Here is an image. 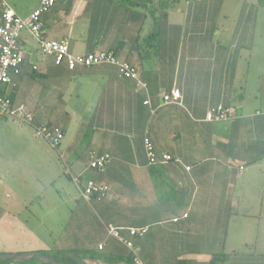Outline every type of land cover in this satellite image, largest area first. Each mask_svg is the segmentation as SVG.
Masks as SVG:
<instances>
[{
  "label": "crops",
  "instance_id": "1",
  "mask_svg": "<svg viewBox=\"0 0 264 264\" xmlns=\"http://www.w3.org/2000/svg\"><path fill=\"white\" fill-rule=\"evenodd\" d=\"M5 1L22 18L41 2ZM42 24L73 55L112 53L138 79L112 65L70 71L24 35L12 98L35 126L59 128L64 140L53 149L11 120L10 168L40 170L32 201L67 221L62 243H47L0 207V254L64 249L83 264H134L108 235L114 225L144 264H264V0H57ZM175 90L181 103L166 104ZM218 106L235 117L208 122ZM146 138L159 158L173 160L150 165ZM106 154L102 172L89 169ZM2 175L0 190L8 187ZM89 181L108 187L106 196L85 201ZM140 228L148 229L142 237L128 232Z\"/></svg>",
  "mask_w": 264,
  "mask_h": 264
},
{
  "label": "built area",
  "instance_id": "2",
  "mask_svg": "<svg viewBox=\"0 0 264 264\" xmlns=\"http://www.w3.org/2000/svg\"><path fill=\"white\" fill-rule=\"evenodd\" d=\"M56 2L57 0H41L38 9L28 17L22 18L14 12L5 0H1L2 25L0 26V117L14 120L21 126L33 127L35 136L49 143L53 149H58L61 146L64 140V132L59 128L50 129L45 125L35 126L34 115L24 105L15 104L12 99V91L15 88L13 77L21 73L22 66L25 63V54L21 47L24 35H28L37 43L44 56L52 58L56 65L65 64L70 71H75L78 68L112 65L118 69L121 77L138 79L136 69L126 62H121L112 53L77 56L70 52L68 43L49 40L46 31L43 29L42 16L47 14ZM163 100L166 104H180V91L175 90L170 95H164ZM234 117L233 110L218 106L209 111L206 120L208 122H221L229 121ZM144 146L150 165L168 163L173 160L167 154L159 158L149 138L145 139ZM110 162L111 157L107 154L93 157L89 169L102 172ZM72 180L77 187L81 185L80 177H74ZM80 191L82 198L90 202L95 196L104 198L108 192V187L89 181L86 187ZM106 231L110 237L123 243L133 253L134 264H144L138 257L139 249L132 242L126 241L122 237V229L114 225H108ZM128 232L133 237H142L148 232V229H128ZM102 249L103 246H99V250Z\"/></svg>",
  "mask_w": 264,
  "mask_h": 264
},
{
  "label": "rangeland",
  "instance_id": "3",
  "mask_svg": "<svg viewBox=\"0 0 264 264\" xmlns=\"http://www.w3.org/2000/svg\"><path fill=\"white\" fill-rule=\"evenodd\" d=\"M11 135L12 121L5 118H0V173L2 175L4 170L5 172L9 171L8 173H10L8 177L2 175L1 178L7 181L8 185V187L2 188L3 190H0V207H2L4 210L3 214H7L11 217L12 214L20 215L21 217H19V219L23 222H28V228H30L32 231H35L37 235L43 238L44 241L50 243L53 240L54 243L60 244L62 243L60 239L64 237L62 222L65 220L66 223L67 220L63 218L60 219L58 217H51L48 215V211L46 210L48 208L46 206V211L40 212L38 205L41 204V201L37 202L35 199L32 201V197H34L35 194L34 188H32L31 184L36 182V179H39L41 176L40 170L33 169L32 175L25 174L21 168H17V170L12 172V168H10L12 161L10 158H12L11 156L13 155L12 149L9 146L12 145L13 142ZM13 177L15 180H13ZM51 178H54V175L51 174ZM86 180L87 179H83V182ZM83 187H85V183L82 185V188ZM44 189L45 191H42V195H46V193L51 195L50 187L49 189L44 187ZM40 195L41 194L38 196ZM32 202L33 204L28 212L22 215L20 213H24V209H22V207L24 206L25 208V206H30V203ZM46 204L47 203H44V205ZM31 211H33V215H31ZM68 253L69 252H66L64 249H60V251L50 253V255L62 264H83V261L79 255L80 253ZM50 255L48 254V256Z\"/></svg>",
  "mask_w": 264,
  "mask_h": 264
},
{
  "label": "water",
  "instance_id": "4",
  "mask_svg": "<svg viewBox=\"0 0 264 264\" xmlns=\"http://www.w3.org/2000/svg\"><path fill=\"white\" fill-rule=\"evenodd\" d=\"M0 261L10 264H30L34 261L41 264H62L54 257L41 253L0 254Z\"/></svg>",
  "mask_w": 264,
  "mask_h": 264
},
{
  "label": "trees",
  "instance_id": "5",
  "mask_svg": "<svg viewBox=\"0 0 264 264\" xmlns=\"http://www.w3.org/2000/svg\"><path fill=\"white\" fill-rule=\"evenodd\" d=\"M119 262H121V261L119 260ZM0 263L1 264H10L9 262H4V261H0ZM111 263L115 264V261L113 260ZM30 264H41V263L34 261V262L30 263ZM126 264H133V262H132V260H129V261H126Z\"/></svg>",
  "mask_w": 264,
  "mask_h": 264
}]
</instances>
